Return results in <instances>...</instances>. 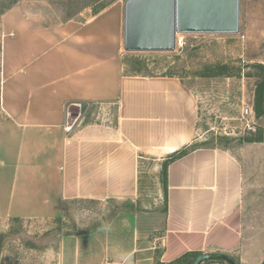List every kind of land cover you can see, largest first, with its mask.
<instances>
[{"label": "crops", "instance_id": "crops-1", "mask_svg": "<svg viewBox=\"0 0 264 264\" xmlns=\"http://www.w3.org/2000/svg\"><path fill=\"white\" fill-rule=\"evenodd\" d=\"M253 6L264 15V0L239 2L245 32ZM2 30L0 223L114 204L89 230L60 237L57 264L192 263L200 254L264 264V84L259 139L198 145L207 138L196 93L178 77L129 70L117 8L57 26L14 9ZM68 111L79 117L66 132ZM152 162L155 198L145 187Z\"/></svg>", "mask_w": 264, "mask_h": 264}, {"label": "rangeland", "instance_id": "rangeland-1", "mask_svg": "<svg viewBox=\"0 0 264 264\" xmlns=\"http://www.w3.org/2000/svg\"><path fill=\"white\" fill-rule=\"evenodd\" d=\"M126 0H104L87 8L73 19L87 21L104 9L117 8L123 33ZM10 0H0V13ZM63 0H20L0 16V47L4 16L17 9L18 17L38 26H57L64 22L67 11ZM249 30L235 34H179L182 47L172 52H125L129 70L147 76H174L182 79L197 95L200 115L198 145L226 146L249 136L239 122L244 104L255 108L256 95L264 84V15L251 8ZM3 83L0 49V119ZM263 88V87H262ZM262 90V89H261ZM258 129L252 136L258 135ZM204 136V137H202ZM197 144V143H196ZM156 166L151 163L146 194L155 198L158 189ZM147 176V175H146ZM114 204H74L64 218L54 221H12L0 223V264H57L61 236L89 230Z\"/></svg>", "mask_w": 264, "mask_h": 264}, {"label": "water", "instance_id": "water-1", "mask_svg": "<svg viewBox=\"0 0 264 264\" xmlns=\"http://www.w3.org/2000/svg\"><path fill=\"white\" fill-rule=\"evenodd\" d=\"M240 0H126L125 52H172L179 34L239 32ZM211 259L200 254L191 264Z\"/></svg>", "mask_w": 264, "mask_h": 264}, {"label": "trees", "instance_id": "trees-1", "mask_svg": "<svg viewBox=\"0 0 264 264\" xmlns=\"http://www.w3.org/2000/svg\"><path fill=\"white\" fill-rule=\"evenodd\" d=\"M19 1L20 0H10V2L6 6H4L3 11L0 13V16H2L6 11L10 10ZM45 1H47L48 3H52L53 0H45ZM103 2L104 0H63V4H64L63 6L67 11V16L64 19V22L73 19L76 15L81 13L83 10H86L87 8H93L95 6L97 7L99 4ZM262 87L263 86L261 85L260 90L258 91L256 95V102H255V108H254V112L256 116H260L263 110V93H262L263 88ZM258 136H259V133L256 136V139H259ZM179 155H181V153L178 154V156ZM174 159L175 157H172L171 160H174ZM211 259L224 261L227 264H236V262L233 259L225 255H218V256L212 257ZM173 264H191V262L187 261L186 257L184 256Z\"/></svg>", "mask_w": 264, "mask_h": 264}, {"label": "built area", "instance_id": "built-area-1", "mask_svg": "<svg viewBox=\"0 0 264 264\" xmlns=\"http://www.w3.org/2000/svg\"><path fill=\"white\" fill-rule=\"evenodd\" d=\"M182 47V41L179 35L175 39V50ZM78 113L68 111L67 123L65 125V131L69 132L78 120ZM239 122L241 124L244 133H255L257 129L256 115L251 105L244 104L240 109ZM106 264H123L116 262H107Z\"/></svg>", "mask_w": 264, "mask_h": 264}]
</instances>
